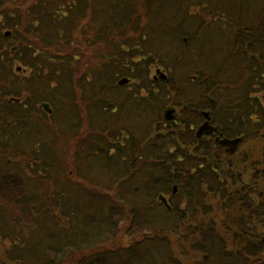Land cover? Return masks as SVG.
<instances>
[{
	"label": "trees",
	"instance_id": "obj_1",
	"mask_svg": "<svg viewBox=\"0 0 264 264\" xmlns=\"http://www.w3.org/2000/svg\"><path fill=\"white\" fill-rule=\"evenodd\" d=\"M90 2L89 17V0H31L22 13H2L0 243H7V259L264 264L262 181L245 180L246 159L228 167L222 147L196 136L204 111L220 137H242L241 147L264 136V0ZM178 3L185 18L202 7L213 19L184 21L191 22L183 25L184 49L166 45L169 33L182 30L169 19ZM219 19L235 30L225 39L213 26ZM202 26L207 31L198 32ZM78 29L108 54L95 52L100 58L92 62L79 57L80 67L78 58L50 52H62ZM133 32L150 50L141 68L132 61L139 51L129 50ZM8 46L31 80L18 82L12 65L4 68ZM152 61L162 64L166 80L150 78ZM120 69L140 80L136 93ZM122 78L130 83L119 87ZM168 105L178 109L174 121L155 113ZM120 223L127 243L118 238Z\"/></svg>",
	"mask_w": 264,
	"mask_h": 264
},
{
	"label": "rangeland",
	"instance_id": "obj_2",
	"mask_svg": "<svg viewBox=\"0 0 264 264\" xmlns=\"http://www.w3.org/2000/svg\"><path fill=\"white\" fill-rule=\"evenodd\" d=\"M31 0H13V1H8L6 3L5 6L0 7V21L2 20V13L4 10H6L8 12V14L12 15L14 12V9H16L18 12L22 13L24 11V9L27 8L29 2ZM89 8L87 10V15L88 17L90 16V13L93 9V3L90 2L89 0ZM182 6L181 4H177L174 11L172 12V14H175V17L171 16L169 19L171 21H175L178 25L182 26V30H180L179 32L174 33V36H172L170 33L169 35L166 37L168 44L166 43L167 46H171L174 45L172 44V42L176 41V45L178 47H181L184 49L183 45L187 46V32L184 31V26L183 25H187V23L191 24V22H184L185 20H191L192 23L195 21L197 23H200V21H202V24L204 23V21L206 22L207 25H211V22L213 21V19H211V16L206 12L205 9L202 7H197L194 8L193 11L196 12L193 15H190V18H185L183 17L182 14H180V10H181ZM170 14V15H172ZM197 16V17H195ZM198 18V19H197ZM4 22V21H3ZM219 22L222 23L221 26L219 25ZM82 23L87 24V19L84 20ZM81 23V24H82ZM158 25V24H157ZM171 26H173V24H171ZM215 27H219L218 28V34L220 35V38H224L225 36L229 37V32H235V30H233L231 27L227 26L225 22H223L221 19H219V21H217L216 23H214ZM198 32H205L207 31L203 26L202 27H196ZM145 30V29H143ZM195 30V29H194ZM82 31L80 29H78L76 32H74V36L71 38V42L70 44H68L67 46H64L63 51L62 52H58L56 50H50V52H52L53 54H56L59 56V58L63 59L65 57H69L68 55H72L75 59H79L83 58L84 60L87 59V62H92L94 57L96 58L98 56V54H96L95 52L98 53H102V51L106 50L107 47H104V43L100 44L99 46H97L96 44H92L93 41H88L87 38L81 33ZM139 33V32H138ZM149 33V32H146ZM5 34L7 35L8 33L5 32ZM131 39L129 41V50L134 49L135 52H138L137 55L132 58V61L136 62V65L138 64V68H141L142 64H144L145 62H147L149 60L148 57V53H150V50L148 48H146V46L148 45L144 43H142L138 38V35H136V32H133V34L130 35ZM116 40H120V38L118 37V35L112 36L110 37V41H112L113 43L116 42ZM29 41L32 42H36L37 44L40 43L39 41H36L35 39H29ZM179 41V42H178ZM180 41L184 42L183 44H180ZM0 48H3V44L1 45L0 43ZM38 48H43L40 44L38 45ZM106 48V49H105ZM5 52H6V56H4V68L6 66L11 67L12 65V69L13 71H15L17 73V77L18 79H16V81H24V80H31V75H32V71L29 67H22L21 64L18 63L17 60L14 59V46L12 47H6L4 48ZM128 50V49H127ZM105 52V51H104ZM128 52V51H127ZM134 52V53H135ZM106 54H108L107 52H105ZM133 53V54H134ZM38 54V53H37ZM84 55V56H80V55ZM153 54V52H152ZM36 56V55H35ZM99 57L96 58L99 59ZM37 58H35L36 60ZM77 59V63H79V66L82 67L81 65V60ZM53 58H50V61H52ZM37 62H41V60H36ZM74 65L76 63V61H73ZM152 68L149 71V76L150 78L152 77V75H154L155 73V69L156 68H161V63H158L156 61H152ZM130 63V61L128 62ZM17 66H19L20 71H16ZM130 67H132L133 70V65H130ZM7 69V68H6ZM10 71H12L11 69H8ZM134 71V70H133ZM163 71V70H162ZM120 73L121 77H129L130 79H132V75L133 74L131 72V74L129 73L128 70L126 69H120V71L118 72ZM140 85V80H136V79H132V85L130 87V92L136 93L138 87ZM129 90H127V92H129ZM264 91H262L263 93ZM260 93V95L262 94ZM143 94L145 95V93L143 92ZM40 99H44V95H40L39 96V100ZM45 102V101H44ZM43 103V101H42ZM41 104V103H40ZM40 104H38V106H40ZM173 109L175 110V115L176 117H178V109H176L174 107V105H168L167 108H164L163 110H159L156 113V115L158 114H162L164 116L165 114V110L166 109ZM135 115H131V121L133 122V117ZM83 120L88 119L87 116V111H85L84 116L82 118ZM154 122L156 121V119L153 120ZM75 156V152H68L67 154V159H70V161L73 159V157ZM243 159H246L247 161L245 163H242V165L240 166V172L245 174L246 177V181L253 180L255 179L256 181L260 180L262 181L260 183V188H258V184H257V191L258 192H263L264 193V139L263 138H258L254 141H250L248 143H246V145H243L242 148L240 149V153L238 155V157H236L235 159H228V162L231 161L233 162L230 165H238V163L242 162ZM262 195V194H261ZM125 227L126 224L125 223H120L119 225V232L120 234L118 235L119 240H125L127 243V241H129V233H127L125 231ZM106 246V245H105ZM7 243L1 242L0 243V261L2 262V264H16V263H11L9 262V260L7 259L6 256V251H7ZM112 248V247H111ZM264 263V262H263ZM18 264V263H17Z\"/></svg>",
	"mask_w": 264,
	"mask_h": 264
},
{
	"label": "water",
	"instance_id": "obj_3",
	"mask_svg": "<svg viewBox=\"0 0 264 264\" xmlns=\"http://www.w3.org/2000/svg\"><path fill=\"white\" fill-rule=\"evenodd\" d=\"M173 111L169 110L167 113H166V118L167 119H173ZM204 117L207 119V121L205 122L204 125H202L198 132H197V136L198 137H201L203 134H211L215 131L214 128H212L210 125H209V116L207 113H203ZM216 142L220 145H222L223 147L226 148V152L227 153H230V154H234L235 151L237 150V147H238V143L241 142V139L240 138H237V139H234V140H228V139H222L220 140L219 138L216 139ZM159 199L166 205V200L163 198V197H159ZM167 206V205H166Z\"/></svg>",
	"mask_w": 264,
	"mask_h": 264
}]
</instances>
